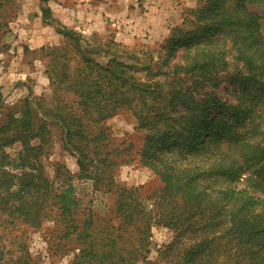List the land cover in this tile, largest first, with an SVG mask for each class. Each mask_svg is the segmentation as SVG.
I'll list each match as a JSON object with an SVG mask.
<instances>
[{
    "label": "trees",
    "instance_id": "16d2710c",
    "mask_svg": "<svg viewBox=\"0 0 264 264\" xmlns=\"http://www.w3.org/2000/svg\"><path fill=\"white\" fill-rule=\"evenodd\" d=\"M40 2L44 21L55 22L50 0ZM259 6L264 0H202L164 44L143 58L110 44L83 47L81 35L61 28L75 54L51 56L55 106L49 111L38 105L41 115L25 99L0 123V215L9 212L40 227L56 212L66 238L80 248L73 264H150L155 226L175 233L164 256L175 252L181 239H198L175 252L170 264H264V231L254 217L264 202L262 125L250 105L198 99L192 92L228 66L227 52L218 46L229 40L241 64L236 82L264 98L261 17L250 11ZM122 110L145 134L140 163L162 187L148 198L138 189L116 187L118 223L100 232L91 213L81 221L74 218L78 199L71 173L63 176L60 166L56 179L65 182H56L45 173L42 158L56 125L63 148L77 156L78 178H84L107 139L104 125ZM17 144L21 151L13 160L6 149ZM259 222L262 227L264 215ZM20 251L6 258L0 249V264H35L27 250Z\"/></svg>",
    "mask_w": 264,
    "mask_h": 264
},
{
    "label": "rangeland",
    "instance_id": "374dc122",
    "mask_svg": "<svg viewBox=\"0 0 264 264\" xmlns=\"http://www.w3.org/2000/svg\"><path fill=\"white\" fill-rule=\"evenodd\" d=\"M201 5L202 0H50L48 6L55 20L50 22L43 19L44 5L40 0H0V123L9 111L19 110L25 99L40 114L38 105L49 111L55 106L50 82L51 56L56 51L75 54L60 33L61 28L81 35L83 47L95 50L110 44L113 50H126L143 58L144 53L164 44L172 29L182 26L190 11ZM250 11L261 17L264 36V7H250ZM225 41L218 48L227 52L228 66L218 70L212 82L192 92L198 99L207 97L232 105H250L257 115L254 120L262 125L260 138L264 139V98L257 89L238 85L235 78L241 64L235 61L237 53L229 49L230 41ZM153 57L157 62L158 55L153 53ZM137 77L144 78L140 74ZM47 120L50 124V119ZM137 127L136 120L126 110L109 120L104 125L107 139L92 157L93 168L82 179L78 178L77 156L63 148L61 130L56 125L51 128L52 145L42 158L45 173L53 180L60 166L64 167L63 176L67 170L71 173L69 180L78 199V214L74 218L81 221L91 213L100 232L118 223L116 187L138 189L144 198L162 187L156 175L140 163L145 134ZM20 151L19 144L6 149L13 160ZM55 181L61 184L64 180ZM256 197L263 200L259 195ZM263 215L264 202L254 210L260 231H264V225L261 227L259 222ZM0 218V249L6 258L27 250L35 264H73L79 253L80 248L66 238V226L59 222L56 212L52 219L43 220L40 227L16 220L9 212ZM151 236L150 264H170L175 252L198 241L187 236L178 242L175 252L164 256L162 252L175 242V233L155 226Z\"/></svg>",
    "mask_w": 264,
    "mask_h": 264
},
{
    "label": "crops",
    "instance_id": "0c3cea01",
    "mask_svg": "<svg viewBox=\"0 0 264 264\" xmlns=\"http://www.w3.org/2000/svg\"><path fill=\"white\" fill-rule=\"evenodd\" d=\"M60 6V5H59Z\"/></svg>",
    "mask_w": 264,
    "mask_h": 264
}]
</instances>
